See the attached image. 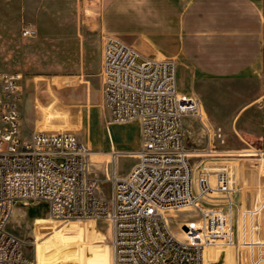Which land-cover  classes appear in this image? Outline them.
Wrapping results in <instances>:
<instances>
[{
	"label": "built area",
	"instance_id": "built-area-1",
	"mask_svg": "<svg viewBox=\"0 0 264 264\" xmlns=\"http://www.w3.org/2000/svg\"><path fill=\"white\" fill-rule=\"evenodd\" d=\"M89 2L97 0H86ZM25 38L37 35L33 27ZM141 60V63L138 61ZM103 107L110 124L137 122V162L124 176L112 169L111 199L97 196L100 181L89 177L90 151L68 130L36 128L23 135L18 72H0V264H37L27 252L32 241L10 233L7 225L18 202L44 201L54 220L105 219L112 224V264H207L208 249H233L239 264H264V184L255 203L242 209L239 168L221 130L205 126L208 145H188L187 118L202 119L196 97L179 91L172 60L143 56L121 37L103 38ZM261 112L260 149L264 160V79L256 99ZM117 154L113 153V162ZM182 211L184 238L168 218Z\"/></svg>",
	"mask_w": 264,
	"mask_h": 264
},
{
	"label": "rangeland",
	"instance_id": "rangeland-1",
	"mask_svg": "<svg viewBox=\"0 0 264 264\" xmlns=\"http://www.w3.org/2000/svg\"><path fill=\"white\" fill-rule=\"evenodd\" d=\"M107 11L106 0H0V72L23 75V135L29 138L35 125L43 128L41 123H52L55 126L53 129L75 133L90 151V178L96 157L102 158L111 153L113 165V153H116L114 166L118 175L134 163L130 154L122 155L124 153L112 150L110 137L119 150H131L139 139L137 122L110 124L102 104L99 63H96V69H85L81 63L78 34L84 30L91 32L94 63L97 62V45L102 44L105 33L100 36L99 32L103 29ZM141 26L145 25L141 23ZM25 27L36 29V37L25 38L22 34ZM55 78L73 79L77 84L59 88L52 84ZM184 82L182 78L179 83L183 86ZM184 88L189 95L200 100L205 111L202 119L187 118L185 121L189 147L194 151L206 149L209 142L205 126L220 129L224 143L216 140L213 142L215 147L229 153L237 163L242 192H254L264 184V160L256 155L261 147V112L256 105L261 92V79L254 77L235 84L207 83L195 90L189 85ZM48 107L66 116L49 119L45 113ZM100 185L105 195L111 198L112 185ZM15 207L23 211V223L34 227L36 235H33V229L28 231L23 226V235L27 231L30 233L23 239L34 243L27 252L37 264H106L107 261L103 262V241H95L91 235L90 229L94 227L92 220L55 222L47 219L50 208L44 201L18 202ZM193 216L194 212L182 211L169 217L168 223L175 233L184 228L185 219ZM12 225L17 226L16 221L12 220L10 227ZM107 245L112 264L111 240L107 241ZM212 251L216 253L215 249ZM218 251H221L222 258L232 259L234 264H239L234 259L233 249ZM214 257L211 255V258Z\"/></svg>",
	"mask_w": 264,
	"mask_h": 264
},
{
	"label": "crops",
	"instance_id": "crops-1",
	"mask_svg": "<svg viewBox=\"0 0 264 264\" xmlns=\"http://www.w3.org/2000/svg\"><path fill=\"white\" fill-rule=\"evenodd\" d=\"M106 6H108V11L99 35L105 33L102 37V44L100 42L97 45L99 49L98 58L95 60L97 62L94 63L91 32L84 30L78 34V48L83 68L96 69L98 65L96 63H99L101 76L103 38L109 34L120 36L145 57L172 60L176 65L178 88L183 94H190L184 88L186 85L195 90L207 83L235 84L240 80L254 77L260 78L262 85L264 79V0H106ZM136 23L139 25L137 26ZM141 23L145 26H141ZM182 78L185 80L183 86L179 83ZM52 84L64 88L76 85L77 82L69 78H55ZM45 113L48 114L49 119L66 116V114L55 112L52 107H48ZM41 125L43 128L55 127L52 123H41ZM36 128L38 127L35 125L34 130ZM110 139L114 152L133 155L140 149V127L138 143L131 150L116 149L117 144L114 143L113 138L110 137ZM133 159V165L121 176L128 174L136 164V158L133 157ZM113 167L110 153L102 158L96 157L91 168V174H93L91 178L100 179V184L112 185V195ZM100 184L96 191L97 196L111 199L112 197L108 198L105 195ZM255 195V191L241 192L236 196V200L242 209H248L254 205ZM262 217H264V212L259 217L260 223H262ZM12 220L16 221L17 226L10 227ZM92 221L94 222V227L90 229L92 238L95 241H103V262L107 261L106 264H111L107 241L112 240V224L105 219ZM23 226L28 231L33 229V235H36L34 227L31 228L23 223L21 208L14 207L7 229L23 239V236L30 234L27 231L23 235ZM172 232L174 233L173 230ZM174 234L180 239L184 238L180 230L175 231ZM212 250L214 249H208L205 253L207 264H234V260L222 258L219 253L221 251L215 249V253ZM211 255L215 257L211 258ZM234 259L236 260V255Z\"/></svg>",
	"mask_w": 264,
	"mask_h": 264
},
{
	"label": "bare ground",
	"instance_id": "bare-ground-1",
	"mask_svg": "<svg viewBox=\"0 0 264 264\" xmlns=\"http://www.w3.org/2000/svg\"><path fill=\"white\" fill-rule=\"evenodd\" d=\"M204 111V110H203ZM204 113H205V111H204ZM50 220H52L51 218H49ZM180 239V238H179Z\"/></svg>",
	"mask_w": 264,
	"mask_h": 264
}]
</instances>
